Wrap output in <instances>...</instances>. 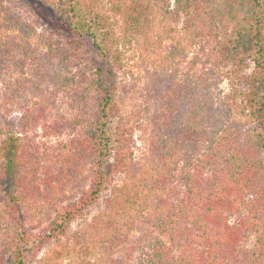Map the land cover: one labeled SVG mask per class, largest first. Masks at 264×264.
I'll list each match as a JSON object with an SVG mask.
<instances>
[{
	"label": "trees",
	"instance_id": "1",
	"mask_svg": "<svg viewBox=\"0 0 264 264\" xmlns=\"http://www.w3.org/2000/svg\"><path fill=\"white\" fill-rule=\"evenodd\" d=\"M51 2L70 29L55 37L2 17L0 71L24 70L30 87L47 76L70 84L72 126L81 129L67 155L90 169L91 185L58 215L56 232L66 233L107 191L86 228L74 232L82 253L100 241L125 245L110 264H264V0H249L246 56L229 51L207 0H88L82 13L80 0ZM85 47L91 59L75 77L67 69ZM132 67L139 84L118 80ZM0 84L28 124L42 93L21 100L17 78ZM127 86L138 93L130 116L118 91ZM16 187L19 201L24 182ZM137 223L147 228L127 244ZM14 226L21 264L29 236L21 222Z\"/></svg>",
	"mask_w": 264,
	"mask_h": 264
},
{
	"label": "rangeland",
	"instance_id": "2",
	"mask_svg": "<svg viewBox=\"0 0 264 264\" xmlns=\"http://www.w3.org/2000/svg\"><path fill=\"white\" fill-rule=\"evenodd\" d=\"M207 1L214 8L221 36L229 51L243 56L249 54L252 44L248 20L253 17L254 10L249 0ZM87 3L88 0H80V13L87 10ZM6 15L20 18L31 24L37 32L53 34L55 37L70 29L65 19L60 20L61 16L57 14L51 0H0V19ZM76 53L77 58L67 69L75 77L79 76L78 68L82 69L92 55L86 47ZM130 70V75L117 74L118 80L126 84L134 81L139 84L136 79L140 72L136 67ZM23 72L18 68L13 74L10 70H3L0 71V79L17 78L21 100L33 93H42L44 96L37 97L39 103L34 105L35 114H32L27 124L21 120L22 109L5 101L4 89L0 84V264H15L18 245L15 222H21L29 236L26 245L29 250L21 264H54L57 261L59 264H110L114 258L123 256L125 245L112 248L106 243L92 241L86 252L82 253L81 239L73 237L74 232L76 234L86 228V224L101 208L107 191H103L97 201L72 219L66 233H57L54 227L58 215L64 214L68 205L81 198L91 185L90 169H84L74 160L69 161L67 155L70 139L78 135L81 129V124L72 126L78 113L68 97L70 84L67 81L64 84L59 79L52 82L54 80L47 76L36 89L35 86L39 85L36 82L31 87L25 86ZM220 87L226 92V81ZM118 91L123 99L122 113L130 116L138 103V93L131 86ZM114 124H110L111 131ZM137 145L140 146L139 143ZM19 180L24 182L25 195L16 201L12 199L18 193L16 184ZM9 200L18 209L17 216L10 210ZM146 228V225L137 223L127 244L134 243ZM51 234L54 237L50 238Z\"/></svg>",
	"mask_w": 264,
	"mask_h": 264
}]
</instances>
